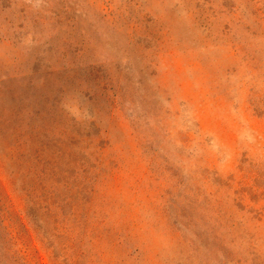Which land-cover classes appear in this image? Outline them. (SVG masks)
<instances>
[{
	"label": "rangeland",
	"instance_id": "374dc122",
	"mask_svg": "<svg viewBox=\"0 0 264 264\" xmlns=\"http://www.w3.org/2000/svg\"><path fill=\"white\" fill-rule=\"evenodd\" d=\"M0 264H264V0H0Z\"/></svg>",
	"mask_w": 264,
	"mask_h": 264
}]
</instances>
